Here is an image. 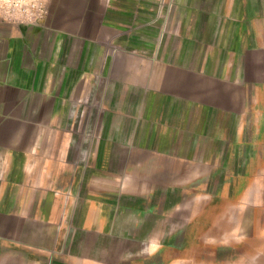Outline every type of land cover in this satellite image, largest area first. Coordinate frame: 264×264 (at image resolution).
I'll return each instance as SVG.
<instances>
[{"label": "crops", "instance_id": "1", "mask_svg": "<svg viewBox=\"0 0 264 264\" xmlns=\"http://www.w3.org/2000/svg\"><path fill=\"white\" fill-rule=\"evenodd\" d=\"M61 1L69 2L54 0V6ZM164 1L163 7L162 0H73L71 7L53 6L40 26L0 20V176L5 146L25 144L26 176L40 179L37 193L49 195V179L56 177L58 186L73 179L59 194H80L85 183L104 197L76 206L91 214L75 221L81 232L94 227L97 238L123 219H109L108 210L146 208L107 197L117 192L114 186L138 194L149 186L137 188V180L163 177L172 163L191 161L179 145L192 146L184 139L193 137L186 122L195 106L204 147L229 138L234 146H251L264 128V0ZM83 145L90 148L84 155ZM208 150L203 177L211 162L220 168L241 161L240 152ZM71 157L84 168L66 165ZM97 162L127 163L115 174L123 180L99 179L92 170ZM158 162L165 168H154ZM59 199L56 206L43 202L42 210L60 209ZM95 249L78 256L101 264L106 255Z\"/></svg>", "mask_w": 264, "mask_h": 264}, {"label": "rangeland", "instance_id": "2", "mask_svg": "<svg viewBox=\"0 0 264 264\" xmlns=\"http://www.w3.org/2000/svg\"><path fill=\"white\" fill-rule=\"evenodd\" d=\"M73 3L61 1L55 7L51 0L50 11L53 6L58 9L59 5L71 7ZM165 4L162 0L163 7ZM192 112L193 121L186 124L192 125L193 137L184 139L192 146L179 145L180 152L192 154L191 161L175 162L170 168H165V163H153L154 168L168 171H163L160 178L153 174L151 179L136 181L137 188L149 186L138 194L125 195L122 191H126V185L114 186L117 192L106 193L107 197L121 202L127 198L146 208L125 209L120 205V210H108L109 219H123L114 221V226L108 225L105 235L98 238L94 227L81 232V225L75 221H84L91 214L76 206L80 199L101 200V194H91L85 183L78 186L80 194H59L71 189L68 186L73 185V179L66 183L62 179L58 186L55 177L49 179L50 194L43 196L36 189L40 179L26 176V145L5 146L0 176V264H89V260L97 258L78 256L83 254L79 250L89 247L106 255L101 264H264V128L258 130L251 146H234L229 138L225 145L204 147L201 109L195 106ZM89 133L87 128L83 129L81 136ZM25 139L22 143H26ZM244 139L242 143L249 136ZM218 148L225 155L240 152L241 161L220 162V168L218 163L211 162L209 176L203 177V166L208 165L201 161L203 149L212 154ZM89 149L83 145L80 152L84 155ZM13 155L18 161H11ZM72 159L66 163L71 169L76 164L84 168L86 163ZM126 165L97 162L92 170L99 179L119 181L122 178L115 174ZM58 197L60 209L42 210L45 201L56 206ZM51 221L56 225H50ZM86 240L88 243L83 244ZM118 250L123 256L114 257Z\"/></svg>", "mask_w": 264, "mask_h": 264}, {"label": "built area", "instance_id": "3", "mask_svg": "<svg viewBox=\"0 0 264 264\" xmlns=\"http://www.w3.org/2000/svg\"><path fill=\"white\" fill-rule=\"evenodd\" d=\"M51 0H0V20L39 26L50 15Z\"/></svg>", "mask_w": 264, "mask_h": 264}, {"label": "bare ground", "instance_id": "4", "mask_svg": "<svg viewBox=\"0 0 264 264\" xmlns=\"http://www.w3.org/2000/svg\"><path fill=\"white\" fill-rule=\"evenodd\" d=\"M151 179V178H150ZM138 181V180H137ZM144 181V180H143ZM146 181V180H145ZM150 181V180H149ZM152 182H153V180H152ZM135 184V183H134ZM67 234V233H66ZM209 235H211L210 233H209Z\"/></svg>", "mask_w": 264, "mask_h": 264}, {"label": "flooded vegetation", "instance_id": "5", "mask_svg": "<svg viewBox=\"0 0 264 264\" xmlns=\"http://www.w3.org/2000/svg\"><path fill=\"white\" fill-rule=\"evenodd\" d=\"M114 225H115V224H114ZM114 225H113V226H114ZM111 226H112V225H111ZM111 229H113V228H111ZM160 252H161V251H160Z\"/></svg>", "mask_w": 264, "mask_h": 264}]
</instances>
